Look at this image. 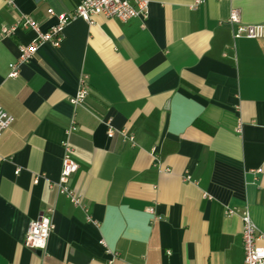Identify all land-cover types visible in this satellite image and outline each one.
I'll return each instance as SVG.
<instances>
[{
	"label": "crops",
	"instance_id": "1",
	"mask_svg": "<svg viewBox=\"0 0 264 264\" xmlns=\"http://www.w3.org/2000/svg\"><path fill=\"white\" fill-rule=\"evenodd\" d=\"M80 1L0 0V104L13 116L0 137V264H242L243 211L264 245V38H233L227 19L264 24V0H149L146 19L74 18L8 77L34 33L2 27L28 15L45 31ZM81 73L89 92L72 105ZM106 121L133 140L108 137ZM65 140L85 209L49 187ZM46 209L40 253L23 239Z\"/></svg>",
	"mask_w": 264,
	"mask_h": 264
},
{
	"label": "built area",
	"instance_id": "2",
	"mask_svg": "<svg viewBox=\"0 0 264 264\" xmlns=\"http://www.w3.org/2000/svg\"><path fill=\"white\" fill-rule=\"evenodd\" d=\"M6 3H12V0H5ZM204 0H194L192 7H196L203 3ZM149 0H82L74 8L73 11L60 14L57 24L43 31L39 23L31 16L20 15L11 25L3 26L1 31L3 35H12L17 29L29 30L34 33L32 40L27 43L18 45V56L15 61L8 64V77L14 78L19 74V68L23 63L28 62L37 48L48 43L52 46H57L63 39V27L67 22L74 18H81L89 23L93 22V17L101 15L106 18H115L122 22L130 21V19L139 17L146 19L148 15ZM52 13V10H48ZM228 23L234 26L232 29L233 38H249L260 39L264 38V24H244L240 22L239 14L233 10L229 17ZM78 79L76 93L70 97L69 101L72 105L80 104L84 101L89 92L88 74L81 73ZM13 122V116L9 114L0 104V137ZM107 136L113 137L115 132L121 134L123 140H133L132 135L127 134L124 129L115 130L109 121H106ZM76 126L72 120L71 126L67 129V133L75 130ZM63 154L61 160L60 174L56 182L50 183L49 187L64 195L73 205L85 209L81 196L74 191L70 186V177L78 168L76 161L72 157V146L69 141L62 142ZM261 172V169L256 171ZM189 176L184 174V179ZM150 213L154 212L152 207L147 209ZM51 210L46 209L40 215L28 223L24 234V245L43 253L46 249L47 240L50 232L54 228L52 221ZM235 213L232 207H226V216H231ZM89 221L95 222L89 215L86 216ZM242 222V247H243V262L242 264H264V245H258L257 240L261 237L257 228L252 221L247 210L240 214ZM116 255V253H114Z\"/></svg>",
	"mask_w": 264,
	"mask_h": 264
},
{
	"label": "water",
	"instance_id": "3",
	"mask_svg": "<svg viewBox=\"0 0 264 264\" xmlns=\"http://www.w3.org/2000/svg\"><path fill=\"white\" fill-rule=\"evenodd\" d=\"M39 252V251H38Z\"/></svg>",
	"mask_w": 264,
	"mask_h": 264
}]
</instances>
